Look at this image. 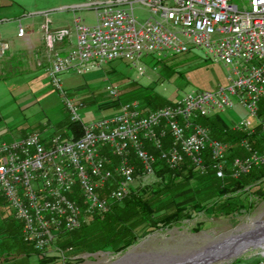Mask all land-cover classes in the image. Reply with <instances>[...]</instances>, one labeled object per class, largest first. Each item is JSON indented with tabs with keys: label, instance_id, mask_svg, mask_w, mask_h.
Returning <instances> with one entry per match:
<instances>
[{
	"label": "built area",
	"instance_id": "obj_1",
	"mask_svg": "<svg viewBox=\"0 0 264 264\" xmlns=\"http://www.w3.org/2000/svg\"><path fill=\"white\" fill-rule=\"evenodd\" d=\"M240 1L241 5L234 0H86L79 7L92 9L95 23L75 15L77 42L65 52L59 44L71 35L70 29L46 24L47 71L64 95L73 121H82L79 110L84 103L67 96L64 72L86 74L119 58L137 66L144 54H184L191 48L203 49L232 68L226 85L189 91L148 112L137 102H126L117 113L84 122L79 138L61 134L46 138L33 131L0 143V197L20 220L23 239L35 250L48 254L54 248L64 254L55 244L62 233L79 228L86 216L108 212L113 202L131 193L137 180L153 177L158 157L147 143L160 150L159 158L171 168L188 157L204 172L208 152L221 178L226 167L237 178L264 165V148H254L248 137L241 141L247 154L230 162L229 143L197 121L201 114L238 103L247 114L231 129L249 136L256 125L264 124L258 112L264 98V0ZM137 5L150 13L145 21L136 15ZM25 33L20 24L18 36ZM9 49L10 43L0 35V57ZM107 89L118 95L117 86ZM113 158L117 160L112 162Z\"/></svg>",
	"mask_w": 264,
	"mask_h": 264
},
{
	"label": "rangeland",
	"instance_id": "obj_2",
	"mask_svg": "<svg viewBox=\"0 0 264 264\" xmlns=\"http://www.w3.org/2000/svg\"><path fill=\"white\" fill-rule=\"evenodd\" d=\"M85 1L0 0V31L8 37L9 42L13 41L17 38L20 23L39 29L45 18L44 12L48 11L55 24L68 26L74 34L75 15L85 18L87 24L95 23L92 9L72 7ZM234 2L242 4L240 0ZM62 6L67 7L61 8ZM135 13L140 21H145L150 15L138 5ZM73 41L77 42L75 35ZM9 52L10 50L2 58ZM12 64L14 67L5 70L0 76V143L20 139L33 131L40 132L44 137L55 134L66 137L70 112L64 95L50 80L46 66L19 73L15 61ZM231 68L222 61H216L205 50L191 48L184 54H144L137 66L128 59L119 58L93 68L86 74L69 71L62 73L61 77L67 96L76 97L84 103L79 112L85 122L90 118L117 113L126 101L137 102L146 111L149 109L147 98H157L155 103L158 105L164 104L166 100L172 102L189 91L216 89L228 83ZM110 85L118 87L117 96L109 93L107 87ZM261 108L262 105L259 104L258 112ZM246 114L245 107L236 103L232 108L210 115L201 114L199 117L217 116L231 129L232 123ZM259 118L264 123V114L259 113ZM263 125H256L255 130L258 127L264 130ZM237 146L244 149L241 143ZM108 154L111 155V152ZM116 160L113 158L112 162ZM156 181L157 174L146 180H137L133 190ZM206 193L204 191L203 194ZM195 196L194 192L186 188L179 195L178 201L180 204H187ZM258 222H264L262 197H255L254 205L249 211L232 214L199 211L192 219H182L169 227L144 234L121 251L105 250L96 245L81 251L79 247L69 249L72 246L63 247L55 242L56 246L63 249L64 254L54 248L48 254H42L23 239L21 222L15 218L9 205L0 203V264H113L127 254H130L129 262L132 263L155 262L157 259L168 262L173 256H186L177 264H261L264 262V245L249 246L241 253L225 259L206 261V256L203 255L208 247L219 245L224 238L243 233Z\"/></svg>",
	"mask_w": 264,
	"mask_h": 264
},
{
	"label": "trees",
	"instance_id": "obj_3",
	"mask_svg": "<svg viewBox=\"0 0 264 264\" xmlns=\"http://www.w3.org/2000/svg\"><path fill=\"white\" fill-rule=\"evenodd\" d=\"M154 98H147L149 109L145 112L171 103L166 100L164 104L156 105L157 98ZM260 104L262 108L259 113L263 115L264 98ZM197 121L210 127L214 137L229 143L230 162L235 156L247 154L245 148L244 150L237 146L245 137H249L254 148L264 147V130L260 127L248 136L244 130L227 128L224 121L217 116H201ZM83 123L70 119L68 129L73 138H79L83 134ZM169 144L170 140L167 139L165 147ZM146 147L158 157V181L132 190L128 197L113 202L108 212L86 216L85 222L79 228L62 233L56 244L63 247H79L81 251L94 245L105 250L121 251L134 244L144 234L169 227L182 219H192L199 211L210 210L214 214L240 213L253 207L255 197L264 198V165L255 167L251 172L237 178L226 167V175L221 178L213 169L208 152L205 159L206 170L203 172L188 157L177 168H171L159 158V149L151 143H147ZM131 161L140 166L136 157H132ZM109 188L108 186V191ZM186 188L196 196L191 202L180 204L178 197ZM204 191L207 193L203 194ZM101 194L105 195L106 190H102ZM0 203L7 201L0 197Z\"/></svg>",
	"mask_w": 264,
	"mask_h": 264
},
{
	"label": "crops",
	"instance_id": "obj_4",
	"mask_svg": "<svg viewBox=\"0 0 264 264\" xmlns=\"http://www.w3.org/2000/svg\"><path fill=\"white\" fill-rule=\"evenodd\" d=\"M81 4L82 3L74 4L72 5V7L75 9L80 8L79 6ZM66 7L67 6H62L61 8H66ZM44 14H45V18L40 24L39 29H34V28H31L30 26H24L22 23H20L25 27L26 33L24 36H18V31H17V36H16L17 38L13 41L9 42L8 37L6 35H3L2 32L0 31L1 37L2 38L4 37L3 38L4 40L7 39L6 41L10 43V49H9L10 52L8 53V55L4 59L0 57V76L3 75V72L5 70L7 71L9 68L14 67L12 64L13 61H15V64H17V66L19 67V73H22L28 69L33 70L34 68L36 69L37 67H40V66L41 67L46 66V68L49 67L50 60L46 52V47H45L44 37H43L44 28L49 21L53 24L54 27H67V28L69 27L63 26V24L61 23L55 24L53 19L50 16V12L46 11L44 12ZM69 29L71 31V35L59 44V48L64 52L70 49L71 47L75 46L76 44L73 41V35H75L76 37V32H74L73 34L71 28ZM18 30H19V27H18ZM1 58L3 60H1ZM92 119L94 118H90L88 119V121ZM88 121H85V122H88ZM66 125H67V130L65 131L66 138H70L72 137V135H70L68 124ZM50 136L52 135H48L45 137L49 138ZM241 263L242 264H252V263H247V262H241Z\"/></svg>",
	"mask_w": 264,
	"mask_h": 264
},
{
	"label": "bare ground",
	"instance_id": "obj_5",
	"mask_svg": "<svg viewBox=\"0 0 264 264\" xmlns=\"http://www.w3.org/2000/svg\"><path fill=\"white\" fill-rule=\"evenodd\" d=\"M253 228L249 229L252 230ZM249 233H252L249 231ZM247 237V238H246ZM244 236L243 233L235 235L233 240L221 242L219 245L208 247L203 255L206 256L204 260L212 261L214 259H225L235 255L240 250H245L251 245H264V231L256 233L253 236ZM241 253V252H240ZM202 255V256H203ZM130 254L125 255L113 264H125L129 260ZM121 261V263H119Z\"/></svg>",
	"mask_w": 264,
	"mask_h": 264
},
{
	"label": "water",
	"instance_id": "obj_6",
	"mask_svg": "<svg viewBox=\"0 0 264 264\" xmlns=\"http://www.w3.org/2000/svg\"><path fill=\"white\" fill-rule=\"evenodd\" d=\"M253 229H252V233H249V231L250 230H246L245 232H243V235L246 237L247 235L248 236H253L254 234H258V233H260V232H263L264 231V222H258L255 226H253L252 227ZM234 235H231V236H229V237H227V238H224L223 240L224 241H228V240H230V239H232V237H233ZM247 238V237H246ZM251 246H255V245H251ZM243 250H240L239 252H236L235 253V255H237V254H239L240 252H242ZM235 255H233V256H235ZM186 256H184V257H180V256H173V257H171V258H169L168 260V262L166 261V262H160V259L158 260L157 259V261H151V262H149V261H145V262H143V263H132V262H129V260L127 261V262H125V264H177V262L180 260V259H182V258H185Z\"/></svg>",
	"mask_w": 264,
	"mask_h": 264
}]
</instances>
